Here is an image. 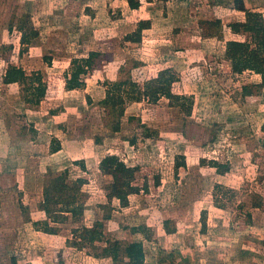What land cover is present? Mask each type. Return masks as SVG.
Listing matches in <instances>:
<instances>
[{"label": "rangeland", "instance_id": "obj_1", "mask_svg": "<svg viewBox=\"0 0 264 264\" xmlns=\"http://www.w3.org/2000/svg\"><path fill=\"white\" fill-rule=\"evenodd\" d=\"M141 6L0 0V264H130L123 252L112 260L118 242L122 251L142 243L148 264H264V208H254L264 206L261 74L234 73L223 41L194 38L200 29L192 20L174 25L178 17L157 11L156 0ZM144 20L150 30L141 42L128 40ZM93 51L101 55L86 85L68 91L73 62L84 67ZM10 66L42 74L48 88L40 105L24 101L23 86L4 84ZM168 68L180 78L173 87L180 100L134 99L133 83ZM118 82L128 84L115 119L103 101ZM110 155L139 188L127 204L108 198L111 180L100 163ZM213 163L231 170L219 175ZM65 172L84 213L51 222L47 234L35 223L47 220L44 194ZM97 222L104 238L86 242L82 229Z\"/></svg>", "mask_w": 264, "mask_h": 264}, {"label": "trees", "instance_id": "obj_2", "mask_svg": "<svg viewBox=\"0 0 264 264\" xmlns=\"http://www.w3.org/2000/svg\"><path fill=\"white\" fill-rule=\"evenodd\" d=\"M128 3L133 10L140 8L139 1L128 0ZM150 27L148 21H140L138 29L132 35L127 37L132 42H141L142 32ZM234 34H249V41H229L226 44L225 57L231 63L234 73H243L245 70H255L261 74L264 83V22L252 20L250 22H237L230 25ZM22 34L21 43L23 46H29L32 42L30 38L23 32V26L19 25ZM37 36V32H34ZM101 55L98 51L90 52L85 66H81L76 60L73 62L72 72L68 76L66 88L68 91L78 90L83 88L86 83L83 77L94 70L95 62ZM48 64H51V59L45 57ZM180 81L178 74L173 69H164L160 71L157 77L146 81L143 86L138 83H133L134 89L131 91L136 101H141L142 98L150 103H158L162 98L169 101L180 100L181 98L173 92L174 85ZM4 84L14 85L19 84L24 89V101L28 104L38 106L45 99L47 94V83L43 80L42 74L33 73L27 75L21 67L10 66L5 73ZM26 84V87L24 86ZM128 83L118 82L110 85L106 90V96L103 101L106 109L111 108V116L115 119L122 117L124 114V106L126 104L123 96L124 85ZM245 94L250 95L249 88L245 87ZM118 110V111H116ZM119 121L115 131L120 129ZM55 149L54 151H57ZM213 167L217 170V174L225 175L230 172L229 165H221L213 163ZM100 170L110 178L111 183L108 188V198L118 199L122 204H127L129 197L132 194L139 192V188L135 187L131 182V177L126 173L124 163L117 156H106L100 163ZM76 186L70 185L68 182L67 172L57 176L52 181V189L44 194L43 211L47 220L35 223L40 227L41 231L47 234H53L54 228L52 223L64 222L68 219V215L74 218L82 216L84 206L77 203L75 197L71 195ZM254 208H261L262 203L255 204ZM59 207V209H57ZM138 229H135V231ZM82 237L86 242L94 243L101 241L104 238L103 224L97 222L92 227H84L82 229ZM123 248V247H122ZM121 244L118 242L110 249L112 260L117 263L123 252L125 259L129 260L130 264H144L146 251L142 243L134 242L126 245L122 251Z\"/></svg>", "mask_w": 264, "mask_h": 264}, {"label": "crops", "instance_id": "obj_3", "mask_svg": "<svg viewBox=\"0 0 264 264\" xmlns=\"http://www.w3.org/2000/svg\"><path fill=\"white\" fill-rule=\"evenodd\" d=\"M123 1L131 9L128 0ZM144 1L146 4L155 2V0H140V8ZM161 9H163L164 16L172 14L178 17L176 19L177 24L174 23V25L182 26V24H187L189 20H192V23L200 29V32L193 36L199 41L206 42L209 40L210 43H215L222 40L224 43L223 48H225L224 53L227 42L240 41L238 38L243 35L234 34L230 27L231 24L252 20L264 22V0H156V10L161 11ZM258 16L259 19H257ZM169 19L172 20L171 17ZM144 21L150 23L149 20ZM145 30H150V27ZM228 33L230 37H228ZM146 259L147 252L144 264H148ZM158 262L164 264L162 263L163 260H158Z\"/></svg>", "mask_w": 264, "mask_h": 264}]
</instances>
